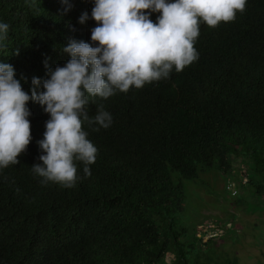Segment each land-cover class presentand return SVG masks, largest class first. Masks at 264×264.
I'll use <instances>...</instances> for the list:
<instances>
[{
  "label": "trees",
  "instance_id": "obj_1",
  "mask_svg": "<svg viewBox=\"0 0 264 264\" xmlns=\"http://www.w3.org/2000/svg\"><path fill=\"white\" fill-rule=\"evenodd\" d=\"M35 4L0 0V23L9 25L0 62L13 65L29 94L33 77L47 78L45 61L64 66L69 39L92 43L97 25L94 0ZM83 13L88 18L81 23ZM158 15L151 13L153 22ZM194 46L198 59L166 79L107 99L88 97L89 116L103 104L113 122L99 131L84 123L98 151L90 175L76 162L71 188L42 184L33 173L34 164H43L37 141L50 116L28 102L32 140L19 163L0 169V264H240L219 244L223 237L235 242L232 225L216 222L223 233L205 240L199 232L209 221L191 223L186 181L210 170L227 173L238 156L245 168L239 190L251 194L233 197L243 206L262 204L264 0H247L233 21L215 28L201 22Z\"/></svg>",
  "mask_w": 264,
  "mask_h": 264
},
{
  "label": "clouds",
  "instance_id": "obj_2",
  "mask_svg": "<svg viewBox=\"0 0 264 264\" xmlns=\"http://www.w3.org/2000/svg\"><path fill=\"white\" fill-rule=\"evenodd\" d=\"M67 4L68 0H61ZM247 0H94L91 18L92 43L69 39L63 48L70 54L64 66L48 69L47 78H32L31 93L15 77L13 65L0 62V169L19 163L18 156L32 140L31 115L27 104L44 106L50 118L45 122L43 139L37 141L43 153L32 171L41 183L53 182L63 187L75 186L77 161L83 163L85 176L95 163L98 149L84 130L98 125L108 128L113 122L103 104L96 114L85 110L88 97L107 99L116 91L169 77L173 69L182 71L198 59L195 42L201 22L215 28L231 22L243 12ZM35 7V0H25ZM70 7V5H69ZM68 9H65L67 11ZM159 15L156 22L151 13ZM88 18L81 15L80 22ZM9 25L0 23V45L7 38ZM95 45V46H93ZM15 54H19L16 50ZM42 84L43 91L37 92Z\"/></svg>",
  "mask_w": 264,
  "mask_h": 264
},
{
  "label": "rangeland",
  "instance_id": "obj_3",
  "mask_svg": "<svg viewBox=\"0 0 264 264\" xmlns=\"http://www.w3.org/2000/svg\"><path fill=\"white\" fill-rule=\"evenodd\" d=\"M232 162V168L227 173L210 170L201 172L197 180L186 181L187 204L192 206L193 211L191 223H195L194 220L198 223L209 221V227H213L216 222L224 221L232 225L234 229H230L228 235L235 242L223 237L219 244L225 242V249L236 255L240 264H264V198L260 197L262 204L245 203L243 206L236 202L238 197L226 191L228 179L235 177L234 180L240 181L238 173L245 169L241 157L234 156ZM240 192L242 195L251 194L243 188ZM253 196L256 197V194ZM255 199L258 200L257 197ZM257 206L259 209L253 212L245 209L249 207L253 210ZM204 239L207 240L208 236Z\"/></svg>",
  "mask_w": 264,
  "mask_h": 264
},
{
  "label": "built area",
  "instance_id": "obj_4",
  "mask_svg": "<svg viewBox=\"0 0 264 264\" xmlns=\"http://www.w3.org/2000/svg\"><path fill=\"white\" fill-rule=\"evenodd\" d=\"M247 179L246 178H243V183L246 182ZM239 186L241 187V184H239L236 180H234L233 178H229L226 185H225V188L227 190V192H229V194L231 196H236L237 194H239L240 190H239ZM217 225L213 226V227H209L210 223L209 224H206L205 225H201V228L202 230L199 232V234L201 235L202 232L205 233V237L208 236H217L218 234H222L223 233V229L220 227V223H216ZM227 224V223H226ZM228 225V224H227ZM230 226V225H228Z\"/></svg>",
  "mask_w": 264,
  "mask_h": 264
}]
</instances>
